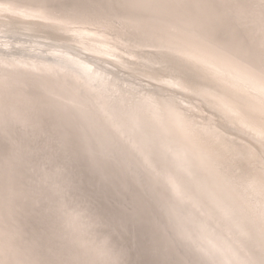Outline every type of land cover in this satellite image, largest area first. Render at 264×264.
I'll list each match as a JSON object with an SVG mask.
<instances>
[{
	"label": "bare ground",
	"instance_id": "1",
	"mask_svg": "<svg viewBox=\"0 0 264 264\" xmlns=\"http://www.w3.org/2000/svg\"><path fill=\"white\" fill-rule=\"evenodd\" d=\"M111 2L0 0V174L4 146L25 130L28 113L17 97L32 87L58 102L70 98L124 144L141 172L152 174L165 197L153 215L177 238L167 258L259 264V72L202 43L195 22L181 21L176 34L148 28L145 35L136 31L142 18L116 16V27L89 15V8L102 11L98 6ZM209 144L226 146L254 175L240 167L222 172ZM247 154L255 159L245 161ZM8 227L0 210V241ZM129 258L158 257L146 248Z\"/></svg>",
	"mask_w": 264,
	"mask_h": 264
},
{
	"label": "snow or ice",
	"instance_id": "2",
	"mask_svg": "<svg viewBox=\"0 0 264 264\" xmlns=\"http://www.w3.org/2000/svg\"><path fill=\"white\" fill-rule=\"evenodd\" d=\"M98 8L102 11L89 8V15L97 12L116 27V16L142 18L136 31L145 35L148 28L176 34L181 21L195 22L202 43L258 71L264 82V0H112ZM16 103L28 115L25 130L18 129L4 146L0 210L9 227L0 241V264H209L194 257L167 258L177 238L153 215L156 205L165 203L164 194L92 115L70 98L58 102L32 87ZM206 150L222 172L240 167L242 175H254L229 156L226 146L209 144ZM259 173L264 234V151ZM146 248L158 258H129ZM259 264H264V242Z\"/></svg>",
	"mask_w": 264,
	"mask_h": 264
},
{
	"label": "water",
	"instance_id": "3",
	"mask_svg": "<svg viewBox=\"0 0 264 264\" xmlns=\"http://www.w3.org/2000/svg\"><path fill=\"white\" fill-rule=\"evenodd\" d=\"M14 37H15V36H12V40L14 39ZM15 38H16V37H15ZM14 40H15V39H14ZM8 41H9V40H8ZM9 42H10V41H9ZM9 49L12 50V51L19 50V49H17V47H15V46L10 47ZM1 50L6 51L5 48H4V49H1ZM210 253H211V252H210ZM214 255H215V254H214ZM216 258L219 259L217 256H216Z\"/></svg>",
	"mask_w": 264,
	"mask_h": 264
}]
</instances>
